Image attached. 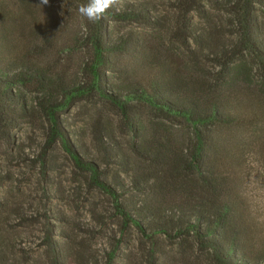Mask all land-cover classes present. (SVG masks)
<instances>
[{
    "label": "trees",
    "instance_id": "1",
    "mask_svg": "<svg viewBox=\"0 0 264 264\" xmlns=\"http://www.w3.org/2000/svg\"><path fill=\"white\" fill-rule=\"evenodd\" d=\"M64 1L74 9L87 3ZM209 1L232 13L231 37L224 42L221 37L210 47L192 24L184 25L181 35L202 51L210 47L207 55L219 67L210 74L196 64L183 68L155 54L151 58L141 55L131 42L110 36V20L156 26L159 19L143 6L110 7L99 22H88L81 38H74L91 53L83 64L88 78L82 83L69 82L60 74L54 76L29 60L13 56L0 35V126L14 127L17 118L32 113L21 86L40 92L34 97L49 121L47 145L61 142L77 166L90 173L91 183L111 197L125 224L133 225L150 240L157 235L171 240L190 238L201 252L210 254L213 264H264V230L259 228L242 189L241 159L246 132L255 140L253 146H264V22L255 5L264 7V0ZM185 4L190 10H201L200 0ZM64 32L76 31L71 27ZM115 53L132 54V64L116 63ZM249 57L257 65V75L252 73ZM114 66L126 76L139 67L145 72L132 82L117 84L108 75ZM89 96H97L118 111L137 135L139 142L132 143L131 150L144 166L138 168L132 185L141 197L121 200L128 188L122 185L119 191L101 178L103 171L78 151L65 129L60 113ZM145 109L173 122V127L155 120L147 123L142 113ZM176 126L185 132H178ZM99 141L109 159L128 161L125 151H117L111 143L108 148L101 138ZM40 161L45 168L46 158ZM47 242L53 263L63 264L64 247L50 235ZM110 255L114 259L113 251Z\"/></svg>",
    "mask_w": 264,
    "mask_h": 264
},
{
    "label": "rangeland",
    "instance_id": "2",
    "mask_svg": "<svg viewBox=\"0 0 264 264\" xmlns=\"http://www.w3.org/2000/svg\"><path fill=\"white\" fill-rule=\"evenodd\" d=\"M186 2L118 0L120 6L147 8L159 22L150 26L135 20H110V36L131 42L141 55L151 58L155 54L183 68L196 64L210 74L219 67L207 55L209 48L221 37L223 42L231 37L228 32L234 31V17L209 0H200V11L190 10ZM39 3L40 0H0V35L5 38L4 44L13 56L29 60L54 76L85 82L88 74L83 64L91 53L74 38L84 35L88 21L78 14V6L74 9L64 0H49L43 7ZM255 5L264 22V7ZM188 24L201 32L209 48L202 51L185 34L181 35ZM71 27L76 32H64ZM132 58V54H114L120 65L132 64ZM248 60L252 73L257 75L256 63L250 57ZM118 70L114 66L108 73L117 84L132 82L145 72L139 67L126 76ZM20 88L32 113L17 118L14 127L0 126V264H54L47 242L49 235L64 247L63 264H213L210 254L201 252L190 238L171 240L157 235L150 240L133 225L125 224L111 197L91 183L90 173L77 166L61 142L47 145L49 121L34 97L41 93ZM142 113L147 123L155 120L173 127V122L158 118L149 109ZM60 118L79 146L78 151L103 171L101 178L119 191L122 185L128 188L121 200L141 197L132 185L138 168L144 166L131 150V144L139 139L118 111L97 96H89L76 100L60 113ZM177 129L185 132L181 127ZM249 132L243 137L242 189L259 228L264 230V146H253L255 140L248 138ZM257 134L261 136L263 132ZM223 136L229 135L224 132ZM99 138L108 143V148L112 144L117 151H125L128 161L109 159ZM41 157L46 158L45 168ZM111 251L114 259H110Z\"/></svg>",
    "mask_w": 264,
    "mask_h": 264
},
{
    "label": "clouds",
    "instance_id": "3",
    "mask_svg": "<svg viewBox=\"0 0 264 264\" xmlns=\"http://www.w3.org/2000/svg\"><path fill=\"white\" fill-rule=\"evenodd\" d=\"M49 0H40L39 5L44 6ZM118 4V0H87V3L80 4L77 8L78 14L86 18L90 23L99 22L104 18L106 11Z\"/></svg>",
    "mask_w": 264,
    "mask_h": 264
}]
</instances>
